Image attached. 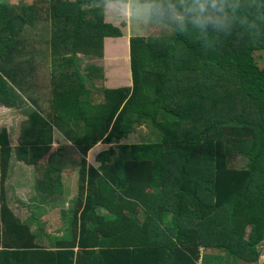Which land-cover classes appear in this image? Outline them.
Wrapping results in <instances>:
<instances>
[{
    "label": "trees",
    "instance_id": "1",
    "mask_svg": "<svg viewBox=\"0 0 264 264\" xmlns=\"http://www.w3.org/2000/svg\"><path fill=\"white\" fill-rule=\"evenodd\" d=\"M237 3L231 34L211 49L178 32L129 38L130 86L103 89L100 101L85 89L75 55L101 56L103 38L121 33L102 22L95 0L0 3V105L16 106L9 87L20 89L27 72L46 71L50 96L30 114L34 138L14 150L37 173L38 199L30 201L38 204H30L25 221L6 202L11 141L0 128V264H198L199 248L223 249L242 264L256 261L264 238V0ZM46 20L59 25L47 40L48 63L34 59L36 40L22 39ZM23 56L15 76L9 66ZM143 125L145 141L120 143ZM52 130L78 155L76 197L54 222L41 221L67 225L62 239L43 247L35 242L40 230L29 227L39 222L44 202H61L59 168L37 165ZM96 143L107 148L94 169L83 156ZM222 143H238L246 162L237 167L236 154L222 151ZM55 153L63 156V149Z\"/></svg>",
    "mask_w": 264,
    "mask_h": 264
},
{
    "label": "rangeland",
    "instance_id": "2",
    "mask_svg": "<svg viewBox=\"0 0 264 264\" xmlns=\"http://www.w3.org/2000/svg\"><path fill=\"white\" fill-rule=\"evenodd\" d=\"M33 0H0V3L26 7ZM95 4L101 7L102 22L108 23L111 26L117 28L121 35L118 37L119 40L116 41L120 43L121 48L113 47L116 43L115 39H110L106 41V45H102L101 56H83L75 55V63L77 68L80 71L81 81L85 84L84 87L86 90H89L93 94V99L95 101L102 100V90L103 89H113L118 87H128L130 86V75H129V56H128V39L132 37H142L144 40L150 41L153 38L164 39L170 36L174 31L171 30L168 26L158 25L146 17H141L134 15L129 12V15L117 14V13H108L107 10L101 6V0H95ZM89 4H86V7ZM34 29L25 30L22 39L28 40L31 44L36 40L37 45L33 47L34 59L37 61H44L48 63L50 58L51 50L48 53V38L53 34L55 29L59 27L52 20L46 21H37L35 23ZM103 43V40H102ZM30 44V45H31ZM105 44V41H104ZM27 45V44H26ZM112 49L113 55H106V49ZM117 51H116V49ZM50 54V55H49ZM116 55V57H115ZM264 55V51H263ZM25 58L17 57L16 62L11 63L9 69L14 74L13 69H17L19 75H21V69L24 68ZM44 66H47L45 64ZM92 68L94 75L87 76V69ZM50 66H47V73L50 71ZM57 72V70L55 71ZM95 72L98 74H95ZM15 75V74H14ZM17 76V75H15ZM96 77V78H95ZM101 78V79H100ZM48 77L45 70H41L40 76H36L34 72H27L25 75V80L19 84V88L10 86L11 97L16 103L15 107L7 108L0 105V128H5L8 132L11 141V155L9 158V163L5 176V186H6V202L10 210L18 216L21 221H24L25 218L29 216V206L32 204L30 202V192L33 188L32 184V171L30 168L25 167L22 161L17 160L14 156L15 148L21 146L23 140L33 139L34 136L30 135L32 133L33 126L31 124L30 114L36 112L34 106L37 110L42 109V107L47 106L48 99L50 96L47 92ZM25 84V85H24ZM94 92H96L94 95ZM82 130V129H80ZM52 132L50 134V150L49 153L55 151L57 148L61 147L63 153H71L70 158L74 155L73 159L67 160L65 163L66 169L72 170L73 174H67L62 177V197L59 204L55 202L46 201L44 204L37 210L42 212V220H53L59 217L58 211L64 210L69 211L72 208V201L76 197V181L77 176V165H73V160L76 159V154L74 146L70 143H65V140L55 139ZM148 129L146 125L137 127L134 132L129 134L126 139L120 141V143L125 144H134L147 139L146 134ZM27 145V144H25ZM28 144L27 146H29ZM107 148V145L96 143L91 148L86 151L83 156L84 164L86 160L87 166H92L94 169L100 166V163L95 159L99 152L104 151ZM239 144L234 143L230 146H225L223 143L220 145V149L223 151L225 149L230 150L236 154L235 161L236 166L240 167L245 162L246 159L238 153ZM34 169V168H33ZM39 177V175H38ZM75 186V189H74ZM64 189V190H63ZM154 191L153 189L148 190L147 192ZM35 193V192H34ZM33 193V194H34ZM101 212V211H100ZM43 223V222H41ZM39 222H33L30 224L29 229L32 232H35L36 229L40 230L37 232V238L35 240L36 244L43 247H49L54 244L56 240L62 239L61 237L64 234V230L67 229V225L60 227H52L46 223L41 224ZM248 229H244L243 236L246 237ZM68 241V240H65ZM204 254H199V259L203 257L202 262L205 264H235L232 260V257L228 252L223 251V249L216 248H199ZM257 252L256 261L252 264H264V238L263 241L255 246ZM209 251V252H206ZM215 251L220 252L219 254ZM223 251V252H222ZM212 253V255H211ZM198 264H201V259ZM241 261H237L236 264H242Z\"/></svg>",
    "mask_w": 264,
    "mask_h": 264
},
{
    "label": "clouds",
    "instance_id": "3",
    "mask_svg": "<svg viewBox=\"0 0 264 264\" xmlns=\"http://www.w3.org/2000/svg\"><path fill=\"white\" fill-rule=\"evenodd\" d=\"M101 6L112 13L146 17L180 35L193 36L203 41V48L211 49L221 35L231 34L239 4L237 0H151L148 4L140 0H101Z\"/></svg>",
    "mask_w": 264,
    "mask_h": 264
},
{
    "label": "crops",
    "instance_id": "4",
    "mask_svg": "<svg viewBox=\"0 0 264 264\" xmlns=\"http://www.w3.org/2000/svg\"><path fill=\"white\" fill-rule=\"evenodd\" d=\"M108 13H110L109 11H107ZM125 14H127V15H129V12L128 13H125ZM110 39H115L114 41L116 42V41H118L119 40V38L117 37V38H110ZM108 37H106V38H103V43H102V45H106V41L107 40H110ZM104 41H105V44H104ZM116 46V48H120L121 50H122V48H121V45H120V43L118 44V42H116L115 44H114V46L113 47H115ZM115 48V49H116ZM116 51H117V49H116ZM105 52V51H104ZM77 55V54H76ZM80 55V54H79ZM114 56V55H113ZM91 57V56H90ZM92 57H95V56H92ZM115 57H116V55H115ZM96 58V57H95ZM80 72V71H79ZM96 78V77H95ZM101 79V78H100ZM84 84V83H83ZM85 85V84H84ZM91 97L93 98V94H91ZM52 132H54L53 133V136L52 137H54L55 139H60V140H65V143H69L70 144V142L69 141H67L66 139H64V138H62L57 132H55V131H53L52 130ZM52 140L53 139H51L50 141L52 142ZM53 141H56V140H53ZM49 150H50V148H49ZM48 150V151H49ZM47 151V153L39 160V162L37 163V165L39 166V168H41V169H43V170H45V168L47 169V168H49L50 167V169L52 168V165H53V168H55V167H57V168H59V172H58V177H59V182H60V185H61V187H63V185H62V183H61V181H62V177L63 176H66L67 174H73L74 172L70 169V170H68V169H66V167H65V165H68V163L66 164V163H63V162H66L67 160H71V159H73V157H74V155H72V157L70 158V155L69 154H71V153H63V156H60L59 154L58 155H56V153H55V151H53V152H51V153H49ZM54 153H55V155H54ZM75 153V152H74ZM76 154V153H75ZM14 156H15V154H14ZM76 156V159L75 160H73L72 162H70V163H73V165H76V163H77V159H78V155L76 154L75 155ZM16 158V157H15ZM9 163V162H8ZM23 163V162H22ZM24 164V163H23ZM25 165V164H24ZM85 165L87 166V164H86V160H85ZM91 166V165H90ZM25 167H28V168H30L31 169V171H32V177H33V179H32V181H34V179H36V177H37V173L35 172V170L33 169V167L32 166H30V165H25ZM77 182V176H76V181L74 180V183H76ZM33 183V182H32ZM74 189H75V186H74ZM64 190V189H63ZM34 193V190H33V188H32V190H31V192L29 193L30 194V199L31 198H36V199H38V195H36L35 193ZM62 193H64L63 191H62ZM61 197H62V195H61ZM60 200H61V198H60ZM31 202V201H30ZM32 204H38V202L37 201H35V202H31ZM9 209H11V208H9ZM11 211V210H10ZM12 212V211H11ZM13 213V212H12ZM40 213V216H39V222H41L42 221V212H41V210H38L37 211V214H39ZM14 214V213H13ZM37 214H36V216H37ZM17 218H18V216L16 215V214H14ZM19 219V218H18ZM26 219V218H25ZM36 219V218H35ZM20 220V219H19ZM21 221V220H20ZM25 221V220H24ZM209 252V251H208ZM223 252V251H222ZM215 253H217V254H219L220 252H216L215 251ZM211 255H212V253H211ZM201 264H205L204 262H202V259H203V257L201 256ZM232 260L234 261V263L236 264V261L232 258ZM200 261V260H199Z\"/></svg>",
    "mask_w": 264,
    "mask_h": 264
}]
</instances>
